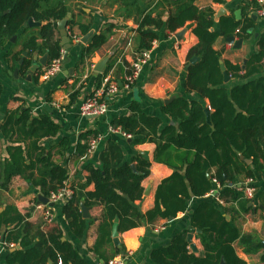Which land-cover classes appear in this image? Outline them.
<instances>
[{
    "label": "trees",
    "instance_id": "trees-1",
    "mask_svg": "<svg viewBox=\"0 0 264 264\" xmlns=\"http://www.w3.org/2000/svg\"><path fill=\"white\" fill-rule=\"evenodd\" d=\"M41 2L0 0V45L15 35L28 18L42 21L50 12L48 23L40 28L37 35L45 39L41 45L36 42L37 36L31 35L25 43L28 41L26 45L40 54L48 53L51 61L61 52L60 33L56 29L55 20L63 18L69 7L62 0L53 1L52 4L44 1L45 6ZM131 4L135 8L138 22V51L149 49L151 42L157 38L155 32L147 31L149 26L164 28L173 33L189 21L195 23L192 31L198 42L188 50L187 59L196 56L198 60L186 72L185 90L208 99L213 110L210 114L213 127L206 123L204 106L199 101L182 95L161 107L164 113L178 121L177 124H169L159 130L160 119L144 112L137 102L130 104L129 114L111 121L113 128H118L133 138V144L155 142L157 148L154 159L171 165L174 170L158 184L154 206L142 212L137 204L143 195L141 181L149 174L150 162L147 159L137 155L127 161L119 142L106 139L98 156L99 164L85 166L88 176L79 186L70 187L72 194L65 200L62 212L73 233L80 237L85 228L80 204L83 202L87 207H102L99 237L94 252L105 262L124 251L122 245L112 246L111 225L116 216L119 232L152 222L156 218H174L178 212L187 211L191 197L199 198L209 192L214 186L213 179L221 185L218 196L224 202L237 201L240 208L246 210L248 200L244 197L243 189L237 190L235 186L238 177L254 180L255 172L264 177V78L258 77L227 90L219 65L220 53L213 48V43L219 36H230L234 30L239 38H246L251 19L245 20L241 26L233 16L223 17L219 21L220 30H211L214 27L211 19L213 9L209 6L200 8L193 0H159L158 4L162 8L169 7L164 19L159 13L152 16L151 12L137 10L136 0ZM57 7L62 9L55 13ZM68 21L71 28L78 29L79 34H85L89 30V25L74 19ZM109 31L110 28H107L91 37L82 49L80 64L107 40ZM257 45L258 51L249 57L243 67L224 61L226 72L232 78H248L264 70V31L258 37ZM133 61L124 59L117 70L123 76L129 74ZM23 66L27 68V60ZM113 66V62L109 61L103 72L96 76L94 82L97 88ZM240 71H243L241 75ZM84 87V84L77 87L70 94V100L87 94ZM88 94L92 95L93 92ZM60 131V124L46 112L33 116L31 109L25 106L5 111L0 134L7 145L1 164L0 188L6 190L16 175L30 179L32 185L47 198L63 187L69 176L68 169L56 165L52 156L53 153L65 156L72 142L69 137L63 136L49 149L42 144L44 139L54 138ZM96 136V130L82 131L74 147L75 154L85 156L90 148V140ZM238 153L251 158L253 168H248ZM212 168L214 172L208 177ZM90 183L94 184V189L83 190ZM225 183H232V186L224 187ZM224 210L217 202L201 201L191 213V226L201 230L197 237L203 246V255H195L190 251L188 231L184 229L176 233L167 245L151 249L150 259L157 264H247L236 254L233 243L237 241L246 254L264 251V245L252 234L242 232L236 223L227 220ZM23 218L15 207H10L7 213L0 215V226L20 223ZM28 225L29 222H25L22 227ZM47 226L44 223L45 231L37 232L40 248L9 254V264H48L49 260L52 264H57L58 261L61 264H88L70 242L61 240L59 227L47 229ZM22 236L26 235L14 225V228L4 231L3 240L17 241ZM104 246H112L110 256H104ZM262 257L264 258V254Z\"/></svg>",
    "mask_w": 264,
    "mask_h": 264
},
{
    "label": "crops",
    "instance_id": "crops-1",
    "mask_svg": "<svg viewBox=\"0 0 264 264\" xmlns=\"http://www.w3.org/2000/svg\"><path fill=\"white\" fill-rule=\"evenodd\" d=\"M41 1L42 6H45L46 3L44 1L52 4L53 1L59 0ZM125 1H127V4ZM132 1L62 0L66 7H69L68 12H65L63 17L69 15L68 20L74 19L76 22L89 25V29H93L94 31L93 35L99 34L107 30V28H110V31L107 40L95 49L85 59L83 64H80L79 59L82 49L93 35L87 40L86 44L78 45L80 36L83 34H79L76 27L71 28L68 23L69 21H67L66 30L69 42L72 44L69 51H67L69 62L66 63L64 59L61 70L48 79H42L41 73L44 67H41L32 74L31 79H28L26 68L23 65H19V60L22 58L24 50L28 52L27 61L33 55L42 56L44 54L34 51V48L31 49L32 47L27 46L28 41L25 43V40L30 35L37 36L39 34L40 28L48 23L50 12L40 21L42 22L40 26H28L25 28L22 26L13 35L15 36L14 41H11L12 36L8 41L3 42L0 45V124L5 111L14 110L20 106L29 107L33 116L46 112L56 123L60 124V133L54 138L44 139L42 144L45 148L49 149L61 137L67 136L70 138L72 146L65 156L57 153H53L52 156V160L56 165H62L68 169L69 176L63 185L68 188L72 185L77 187L85 181V178L88 176V171L85 168L86 165L93 164L96 166L99 164L98 156L105 146L106 139H114L119 142L124 159L127 161H130L131 158L137 155H141L150 162L149 174L141 181L143 195L141 201L137 204L142 212H146L155 204V192L158 184L170 176L174 168L171 165L154 159L157 148L155 142L145 141L133 144V138L120 132L121 130L117 132L109 131V128L112 127L111 121L118 116L129 114L130 104L137 102L144 112L157 116L160 119L159 130L166 125L177 124L178 121L175 118L164 113L161 109L162 105L167 104L164 103V100L173 95L174 98L182 95L187 99L199 101L204 108H209L210 114L213 110L207 98L200 97L196 92H186L185 90V78L188 69L185 71L184 66L192 58L188 60L187 53L198 42L197 37L192 31L195 25L193 21L187 22L182 28L173 33L164 28L149 26L147 31L155 32L157 38L151 42L149 58L140 67L135 81L130 83L128 87L125 86L126 80L124 77L126 74L123 76L117 68L119 64H122L124 59L127 61L134 60L138 51V22L136 21L135 8L131 4ZM136 1L137 4L135 6L137 10H143L144 13L151 12L152 16H156L159 13L163 19L166 17V11L169 7L162 8L158 4L159 0ZM193 1L200 8L209 6L213 9L214 12L211 19L214 22V27H212V30H220L221 25L219 21L223 17L233 16L234 20L240 22L241 26L245 20L251 19V27L248 28L251 31L248 32L247 29L248 36L243 38L240 47L235 48L232 44L222 40L227 36H219L213 43V48L220 53L219 60H222L223 63L225 60H228L232 64L245 66L249 57L258 51L257 39L264 31V16L256 13V9L258 8L257 3L254 0H222L220 3L216 0ZM222 8L224 10L221 16L217 20H213V16ZM60 10L61 8L57 7L54 11L58 13ZM237 10L241 13L240 18H237L235 15ZM252 14H255L256 18H252ZM60 19L55 20L57 30V21ZM182 29H185V31L179 38H176L175 34ZM71 32L74 34H71ZM74 35L78 39H73L72 36ZM230 36H234L235 39L239 38L236 35V30L232 31ZM129 39L131 40V47H127L126 45ZM44 40L40 36L36 37L38 45H41ZM60 53L64 54L65 51L61 48ZM105 56H108L107 63L112 61L114 64L113 68L106 75L117 84V91L112 93H108L105 90L107 84L104 79L98 88L94 82L96 76L93 75V66ZM49 62L48 59L47 65ZM15 69H17L16 75L14 74ZM69 69H72L71 73L68 72ZM242 73L243 71H240L239 74L241 75ZM258 77L264 78V70L248 78H232L229 75V80L227 82L224 81V83L227 90H230L235 85L243 84ZM122 79L124 80L122 81ZM118 80L121 81V84L118 83ZM81 84L85 85L84 91L87 94H81L78 99L71 101L70 94ZM89 92L99 94L100 100L107 103L108 111L104 115L87 116L80 114L79 108L81 102L89 95ZM210 125L213 127L211 123ZM87 130L97 131V136L90 140V142L96 140L97 145L92 150L89 148L85 156H78L74 151L78 135L82 131ZM98 136L99 140H97ZM6 145L7 142L0 134V171ZM238 155L248 168L252 167L251 158H245L241 153H238ZM240 155H242V158ZM133 165L135 166V162ZM213 172L214 168L211 169L207 176L210 177V174ZM255 175V179L250 184L255 189L254 197L248 199L244 195L248 200L246 210H242L237 201L224 202L218 196V189L221 188V185L216 179H213V188L202 197H191L188 200L187 211L178 212L172 220L156 218L152 222L144 223L123 232L118 231L119 246L122 245L124 247V251L122 252L129 253L126 264H157L150 259L151 249L167 245L176 233L184 229L188 233H192L191 242L195 245L196 250L194 251L189 245L190 251L195 255H203V246L197 237V234L200 232H197L198 228H194L190 224L191 213L201 201L217 202L222 205L225 209L223 211L225 217L229 215L228 220L236 223L242 232L250 233L264 243V177L257 172H255ZM247 179L239 176L235 185L242 187L243 184H246ZM227 185L232 186V183H225L223 186L226 187ZM93 189V183L87 184L83 188L85 191H92ZM39 194L44 197L40 190L32 185L30 179L19 175L11 179L6 190L0 188V215L7 213L8 208L15 207L18 213L24 216L20 223L0 226V264H9L7 256L15 251L24 252L40 248V238L37 236V232L41 233V231H45L44 223L48 225L47 229L59 227L62 233L61 240L70 242L88 264H106L104 259L94 252L99 237L102 207L99 205L88 207V216L84 217L82 215L85 220V228L82 235L78 237L71 230L62 212L65 200L52 201L53 205H45L38 202ZM243 194H245L244 190ZM190 210L192 212L188 213ZM46 211L50 212V219L46 217ZM25 213H28V216H25ZM25 222H29V225L22 227ZM48 222L51 223L49 224ZM14 225L27 238L26 236H22L17 241L10 242L3 240L4 231L8 228H14ZM112 246H115L113 241ZM112 246H104L102 248L104 256L111 255ZM233 246L236 254L245 260L247 264H264V258L262 257L264 254L263 250L253 254H246L237 241L233 243ZM58 263L61 262L58 261ZM48 264H52L51 260L48 261Z\"/></svg>",
    "mask_w": 264,
    "mask_h": 264
},
{
    "label": "water",
    "instance_id": "water-1",
    "mask_svg": "<svg viewBox=\"0 0 264 264\" xmlns=\"http://www.w3.org/2000/svg\"><path fill=\"white\" fill-rule=\"evenodd\" d=\"M223 10L224 9L222 8L218 13H216L215 16H213V20H217L221 16V14L223 13ZM235 15H236L237 18H240L241 17L240 11L237 10L235 12ZM69 17H70L69 15H66L65 17H63V18H61L60 20L57 21V28H58L59 33H60L59 45L65 51L64 57H65V62L66 63L69 62V57L67 55V51H69V49L72 46L71 42H69L68 32L66 30V24H67V21H68ZM251 17L252 18H256L255 14H252ZM41 24H42V22L34 21L30 17V18L27 19V21L25 23H23L22 26L25 28V27H28V26H40ZM211 30H212V28H211ZM184 31H185V29H182L180 32L176 33L175 34L176 38H179V36L182 35V33ZM250 31H251V29H248V32H250ZM93 33H94L93 29H89L85 34L81 35L80 36V40L78 42V45L86 44L87 40L93 35ZM14 40H15V36H13L11 38V41H14ZM222 40L227 42V43H229V44H232L235 48H238V47L241 46L243 38L235 39L234 36H227V37H224ZM27 57H28V52L26 50H24L23 51V56L19 60V65H23V63L25 62ZM196 60H198V57H196V56L192 57L189 60V62L184 66V70L186 71L188 69L189 65L195 63ZM47 61H48V53H44L42 56H38V55L31 56L30 59L28 60V66L26 68L27 78L31 79V76H32L33 73L38 71L41 67H45L47 65ZM107 61H108V56H105L102 59H100L93 66V75L94 76H97L99 73H101L104 70ZM219 64H220V69L223 72L224 81L227 82L229 80V75L226 72L225 65H224L222 60H219ZM68 72L71 73L72 69H69ZM14 74L15 75L17 74V69L14 70ZM118 77H119V75H118ZM118 83L121 84V81L118 80ZM172 98H174V95L171 96L168 99H165L164 103H168L170 100H172ZM81 99H82V97H81ZM204 112H205V116H206V122L210 124L211 120H210L209 108H205ZM89 116H93V115H89ZM240 157L242 158V155H240ZM132 167L134 168V165H132ZM38 202L39 203L41 202V203H43L45 205L46 204L53 205V202H50L47 197H45V196L43 197L40 194L38 195ZM81 211H82V215L84 217L88 216V207L85 206L84 204H81ZM191 212H192L191 210L188 211V213H191ZM226 219L227 220L229 219V215H226ZM168 220H172V217H169ZM117 225H118V217L116 216L113 219L112 226H111L112 241H113V244L115 246H119V244H120L119 237H118V227H117ZM189 228H191V227H189ZM196 231L200 232V229H197ZM191 240H192V233L189 232L187 234V241H188L190 247L195 251L196 250L195 245L191 242ZM263 245H264V243H263ZM220 264H223V263L221 262Z\"/></svg>",
    "mask_w": 264,
    "mask_h": 264
},
{
    "label": "built area",
    "instance_id": "built-area-1",
    "mask_svg": "<svg viewBox=\"0 0 264 264\" xmlns=\"http://www.w3.org/2000/svg\"><path fill=\"white\" fill-rule=\"evenodd\" d=\"M257 5L258 8L256 9V13L264 16V0H254ZM73 39H78L77 36H72ZM127 47H131V40L129 39L126 43ZM137 56L135 57L134 61L132 62V66L130 69V73L125 75V80H126V87H128V85L130 83H132L133 81H135L136 76L138 74V71L140 69V67L142 66L143 63H145L147 61V59L149 58V54H150V50L149 49H143L141 51H137ZM64 54L60 53V55L54 59H52L49 64L44 67L41 76L42 79H48L50 77H52L53 75H55L56 73H58L61 70V67L64 63ZM104 81L106 82L107 86H106V91L108 93H112L117 91V84L116 82L113 80L111 81L109 79V77H105ZM99 94L94 93L92 95H87L85 97V99L81 102L80 108H79V112L81 115H93V116H102L104 115L107 111H108V105L107 103H105L104 101H101L99 98ZM109 131L111 132H117L120 131L118 128H109ZM121 132V131H120ZM125 134V133H124ZM97 140H99V136L97 137ZM97 145L96 140H92L90 142V150L94 149V147ZM252 179H247L246 184H243L242 187L240 185L236 186V188H242L244 190V195L246 198L248 199H252L254 197V193H255V189L253 186H251ZM72 194V190L71 188L68 187H61L58 188L55 192H52L50 194V197H48V200L50 202L52 201H58V200H66L67 198H69ZM46 217H48L50 219L51 214L49 211L45 212ZM129 253L127 252H122L119 253L115 256H113L112 258L108 259V261L106 262V264H126V261L128 259ZM61 264V263H58Z\"/></svg>",
    "mask_w": 264,
    "mask_h": 264
},
{
    "label": "rangeland",
    "instance_id": "rangeland-1",
    "mask_svg": "<svg viewBox=\"0 0 264 264\" xmlns=\"http://www.w3.org/2000/svg\"><path fill=\"white\" fill-rule=\"evenodd\" d=\"M62 9V8H61Z\"/></svg>",
    "mask_w": 264,
    "mask_h": 264
}]
</instances>
